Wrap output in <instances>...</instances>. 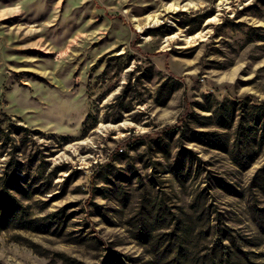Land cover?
<instances>
[{
  "label": "rangeland",
  "instance_id": "1",
  "mask_svg": "<svg viewBox=\"0 0 264 264\" xmlns=\"http://www.w3.org/2000/svg\"><path fill=\"white\" fill-rule=\"evenodd\" d=\"M5 174L0 264H264V0H0Z\"/></svg>",
  "mask_w": 264,
  "mask_h": 264
},
{
  "label": "trees",
  "instance_id": "2",
  "mask_svg": "<svg viewBox=\"0 0 264 264\" xmlns=\"http://www.w3.org/2000/svg\"><path fill=\"white\" fill-rule=\"evenodd\" d=\"M17 178L13 175L9 176L7 174L4 177L0 178V230H4L7 228V222H10L8 218H10V210L12 205H17L14 197L11 195L10 190H16V181ZM25 194H30L29 191H24ZM6 206V207H4ZM18 213V212H17ZM14 217L17 215L13 214ZM12 222L16 221V218H13ZM21 222L17 221L16 225L19 226V229H22L23 225ZM216 235L218 240H220V250L212 253L209 259L202 261L201 264H234L233 263V251L231 247L227 244H222L225 240L224 234L221 231H216ZM177 259V260H176ZM176 262H171V264H192L193 259L190 255L184 254L182 256H178L175 258Z\"/></svg>",
  "mask_w": 264,
  "mask_h": 264
},
{
  "label": "bare ground",
  "instance_id": "3",
  "mask_svg": "<svg viewBox=\"0 0 264 264\" xmlns=\"http://www.w3.org/2000/svg\"><path fill=\"white\" fill-rule=\"evenodd\" d=\"M170 7H174L173 5H171ZM175 8V7H174ZM158 20V18L156 16H149L148 17V22H153V23H156ZM202 36L201 33H198V34H195L194 36H191V37H187L185 38V41L186 43H192L194 42L195 40H197V38H200ZM123 126V125H122ZM101 128V127H100Z\"/></svg>",
  "mask_w": 264,
  "mask_h": 264
}]
</instances>
